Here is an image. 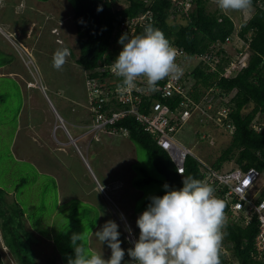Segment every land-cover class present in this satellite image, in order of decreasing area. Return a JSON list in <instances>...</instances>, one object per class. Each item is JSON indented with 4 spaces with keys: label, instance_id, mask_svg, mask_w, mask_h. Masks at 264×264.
<instances>
[{
    "label": "rangeland",
    "instance_id": "obj_1",
    "mask_svg": "<svg viewBox=\"0 0 264 264\" xmlns=\"http://www.w3.org/2000/svg\"><path fill=\"white\" fill-rule=\"evenodd\" d=\"M8 1L12 3L5 5L6 16H12L17 9L18 25L26 26L30 21L36 23V32L30 38L33 48L29 49L30 55L39 59L37 72L32 66L34 64L30 65L35 78L43 84V80H51L52 76L64 78L62 84L47 87V96L37 90L43 101L40 99L37 103L39 97L34 94L28 97L29 111L32 113L27 116L24 105L26 97L23 100V96L17 92L20 85L22 89L24 87L19 85L18 79L3 76L0 70V94H8L6 103H0V174L1 183L10 188L7 199L12 201L18 196L23 204L25 227L36 241L32 248L38 262L67 264L68 256L74 258V249L70 246L72 233H84V244L88 251H102L103 257L107 259L111 250L106 244L101 245L93 233L106 221L114 220L120 226L121 247L125 250L132 247L131 240L139 236L137 217L146 209L150 196L164 195L163 185L167 179L156 167L154 155L140 144L130 141L129 137L105 135L107 140L104 142L93 144L89 149L84 147L87 142L83 139L89 130L79 137L83 132L79 128L85 126L81 125L83 120L92 121V118L91 106L84 92V69L76 61L79 48L73 22V0H36L41 2L39 8L32 0ZM124 6L125 0H122L120 7ZM208 8L212 12L229 14L237 29L255 12L253 6L244 12L221 11L212 1ZM171 21L172 24L177 21L178 24L184 23L179 18ZM62 47L72 53L67 57L63 70L58 71L52 66V58L56 49ZM11 55L2 54L0 64L15 62ZM186 68L190 69V66ZM50 101L66 121L73 136L79 137L77 140L81 153L71 144L61 146L62 141L68 142V138L62 130L55 129L56 116ZM86 109H90V114H87ZM33 116L32 126L37 123L35 128L29 127L26 122L27 118ZM197 127L198 123L193 122L185 126L177 137L193 147ZM199 131L203 135L211 133L206 126L200 127ZM216 135L220 138L214 146L203 143L193 148L195 154L211 164L228 146V138ZM230 166L234 164L226 166V170L231 169ZM22 177H26L28 184L17 192L13 186ZM46 187L48 190L45 191ZM125 224L131 228L134 238L125 231ZM220 249L228 260L232 259V251L223 245V241ZM0 257L3 264H17L5 244L1 229ZM124 261L128 264L127 254Z\"/></svg>",
    "mask_w": 264,
    "mask_h": 264
},
{
    "label": "trees",
    "instance_id": "obj_2",
    "mask_svg": "<svg viewBox=\"0 0 264 264\" xmlns=\"http://www.w3.org/2000/svg\"><path fill=\"white\" fill-rule=\"evenodd\" d=\"M121 1L73 0V22L76 26L79 48L77 64L86 72L97 75L101 79L112 80L116 77L108 71L100 74L99 70L106 65H111L122 50V45L116 46L120 38L116 31L120 22L127 18H134L150 11L153 15L151 25L161 30L171 44L183 48L187 55L202 54L218 42H225L235 31L234 21L229 15L220 11H209L210 0H192L197 8L192 12L191 19L187 20L184 25L172 24L170 21L172 16H176L175 11L177 10L171 0H125V6L120 7ZM252 6L255 8L254 15L240 29L241 35L249 38L253 51L249 66L231 80H217L216 76L206 75L200 68L190 75L195 84H201L206 89L216 83L221 90L222 103L232 110L231 116L237 131L230 146L214 163L215 168L218 169L224 162L234 161L243 170L256 167L264 171V133L256 134L249 127L257 114L264 115V0H252ZM98 9L102 10L98 11ZM142 32L139 31L136 35ZM116 79L120 84L121 78ZM46 85L48 87L54 84ZM162 85V80L156 84V86ZM17 92L23 96V100L24 97L28 98V94L40 95L37 90L28 86H25L24 90L19 88ZM84 92L87 97L85 87ZM7 98L8 94H0V103H6ZM153 98L171 107L177 102L176 98L166 99L160 93L153 95ZM150 100L149 96L141 100L140 113L148 114ZM29 106L30 103H26L25 115L28 113L27 116L30 114ZM120 108L122 109V106ZM26 120L31 127L33 118ZM34 125L37 126V123ZM114 127L127 129L130 141L140 144L154 155L155 165L166 177V182L170 187L181 188L183 186L182 175H191L203 180L197 167L199 163L193 159L187 161L185 173L179 174L168 154L157 145L154 138L136 120L135 116L116 122ZM258 154L260 157L257 156ZM1 178L0 174V229L5 244L16 258L17 264H45L38 262L33 252L32 245L36 241L25 227V210L22 202L18 196L12 201L7 199L10 188L1 183ZM27 184L26 177H22L13 188L19 192ZM46 190H48L47 187ZM225 205L226 213L227 203ZM258 224L257 218H254L251 225L245 228L234 222H227L223 245L231 249L232 259L228 260L220 249L221 264H264V254L259 258L256 257L255 238L259 230ZM55 245L57 246L56 240ZM0 264H3L1 257Z\"/></svg>",
    "mask_w": 264,
    "mask_h": 264
},
{
    "label": "clouds",
    "instance_id": "obj_3",
    "mask_svg": "<svg viewBox=\"0 0 264 264\" xmlns=\"http://www.w3.org/2000/svg\"><path fill=\"white\" fill-rule=\"evenodd\" d=\"M211 1L216 2L221 11L244 12L252 8V0H210V3ZM100 10L102 9H98V11ZM177 22L175 24H178ZM184 24L186 23L178 25ZM235 30H237L236 27ZM117 45H122V50L111 65V71L121 78V83L116 88L117 93L122 94L129 89H135L136 81L141 78L147 83V91H155L156 84L159 81L169 76L179 78L182 74V69L176 63L177 49L170 43L161 30L154 28L151 24L145 25L141 34L132 37H129L128 33L122 34ZM70 54L69 49L66 47L57 48L53 54L52 66L58 71L63 70V66L66 64L67 57ZM85 72L84 70L83 73L85 74ZM31 79L30 82L26 83V86L29 85L28 87L34 90L39 89V91L47 96V86L39 82L35 78V75ZM51 106L56 116L55 129L62 130L66 138H68V142L64 143L62 141L61 146L71 144L77 152L81 153L77 139L84 136L88 130H91L92 121L83 120V124L81 125H85L87 128L85 126L79 128L78 126L77 128L82 129L83 132L76 138L69 130L61 114L54 109L52 103ZM87 114H90L89 109L87 110ZM193 122L198 123V127L195 129V145L190 147L178 137L177 140L192 151L194 156H189L188 160L193 159L200 164L199 161L201 159L204 163L215 168L214 164L207 162L202 156L194 153L193 148L198 144H211L207 140L200 139L201 131L198 132V129L205 125L199 123L196 119L192 120L189 124ZM206 127L211 130L209 135H211L214 141L211 146H214L220 138L216 134L223 135L225 139L228 138V146L225 149L230 146L235 134L232 137H227L213 127ZM118 129L121 133H123V130H126L127 134L115 135V137H129L127 129ZM105 140L107 139L104 136L102 141L98 142L94 140L90 142L88 132L85 135V139H83V141L87 142L84 143V147L89 149L91 145L102 143ZM159 147L168 154L175 165L169 153L161 146ZM199 164L197 167L201 175L204 176L199 168ZM232 164L234 166H230L231 169H242L234 161L224 162L223 167L215 169H226V166ZM261 172L264 174V171ZM182 185L181 188L176 189L165 183L163 185L164 195H152L148 198L150 202L136 220L139 236L138 239L131 240L132 247L127 250L121 247L120 226L114 220H108L93 234L101 245L106 244L111 250L110 257L105 259L102 251L89 252L84 244V233H72L70 246L74 249V258L68 256L67 264H125L124 257L126 254L129 257L128 264H221L220 248L226 235L224 229L227 222L230 221L225 216V202L215 194V188L212 185L191 175H182ZM120 215L121 219H123V214L121 213ZM231 222L239 224L244 228L238 222ZM125 231L129 233V236L133 235L131 228L127 224H125ZM78 241L80 243H77Z\"/></svg>",
    "mask_w": 264,
    "mask_h": 264
},
{
    "label": "built area",
    "instance_id": "obj_4",
    "mask_svg": "<svg viewBox=\"0 0 264 264\" xmlns=\"http://www.w3.org/2000/svg\"><path fill=\"white\" fill-rule=\"evenodd\" d=\"M111 1V0H109ZM177 9L176 16L170 21L181 19L184 23L191 19V14L197 8L192 0H171ZM153 23L150 11L134 18H127L120 22L117 35L128 33L129 37L143 31L144 26ZM177 49L176 63L182 69L179 78L169 76L163 79L162 86H156L155 91H147L144 79L136 81V88L117 93L119 84L117 76L111 71V65L100 68L99 73L109 72L116 78L101 79L97 75L85 72V89L87 101L91 106L92 128L89 140L102 141L105 135L115 136L127 134L114 127L116 122L135 116L159 146L165 149L173 159L179 174H184L185 164L192 151L177 140V134L192 120L215 128L227 137L236 134L230 107L222 103L221 90L216 83L206 89L201 84H195L190 75L200 68L206 75H214L217 80L233 79L242 73L250 64L253 56L248 37H243L240 30H235L225 42H218L211 49L195 55H187L183 48L173 45ZM28 55V54H27ZM30 55V54H29ZM28 65L33 64L31 55ZM195 63L189 65V63ZM190 66V69L186 67ZM100 76V75H99ZM160 93L166 99H177L176 105L171 107L153 95ZM150 97L151 105L148 114L139 112V103L144 97ZM122 106V109L120 108ZM90 110V109H89ZM250 130L256 134L264 133V115L259 113L250 123ZM213 145L211 135L200 136ZM258 157L260 155L258 154ZM199 168L203 181L215 188V194L227 203L226 219L240 223L244 228L251 225L254 218L258 220V234L255 238L257 258L264 254V174L256 168L247 171L242 169H215L200 159ZM133 237V235H132Z\"/></svg>",
    "mask_w": 264,
    "mask_h": 264
},
{
    "label": "crops",
    "instance_id": "obj_5",
    "mask_svg": "<svg viewBox=\"0 0 264 264\" xmlns=\"http://www.w3.org/2000/svg\"><path fill=\"white\" fill-rule=\"evenodd\" d=\"M33 4L39 8L41 6V2L32 0ZM1 6H0V56L3 54L11 53L14 58L15 62L13 63H5L0 64L2 65L0 70L2 72L3 76L9 77V78H16L19 80V85L22 84V86L25 88L26 83L30 82L32 79V76L34 75L33 71L30 68V65H28V56H30V48L31 42L30 38L33 36V34L36 32L37 26L35 21L27 23L26 26L18 25L17 19L19 13H17V9L12 13V16L9 15L6 16L4 14V8L5 5H8L9 3H12V1L8 0H0ZM36 7L33 9L36 11ZM20 8H22V4H20ZM15 21V22H14ZM27 28V30H25ZM55 30V29H52ZM30 49V50H29ZM28 54V55H27ZM31 59L33 60L32 66H35L36 72L38 71V58H35L31 56ZM63 76L59 78V76H52L51 80L45 79L44 84H62ZM51 81V82H50ZM18 85V86H19ZM22 89L21 85L20 87ZM26 96V95H24ZM31 95L28 94L27 97H30ZM40 97V96H36ZM38 99V98H37ZM41 99V98H40ZM40 99H38L37 103L40 102ZM42 100V99H41ZM43 101V100H42ZM30 103L29 99L25 101L26 103ZM24 107V106H23ZM30 107V106H29ZM36 112V110H35ZM29 113H32L29 111ZM50 114V113H49ZM35 116V115H34ZM34 116L32 118H34ZM35 128V125L33 126Z\"/></svg>",
    "mask_w": 264,
    "mask_h": 264
}]
</instances>
